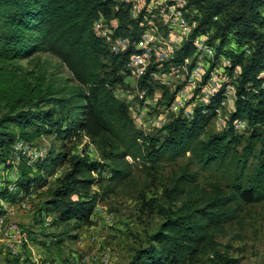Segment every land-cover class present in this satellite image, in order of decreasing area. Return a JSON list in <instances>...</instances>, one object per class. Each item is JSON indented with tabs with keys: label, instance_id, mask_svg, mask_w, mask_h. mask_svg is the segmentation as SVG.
Listing matches in <instances>:
<instances>
[{
	"label": "trees",
	"instance_id": "16d2710c",
	"mask_svg": "<svg viewBox=\"0 0 264 264\" xmlns=\"http://www.w3.org/2000/svg\"><path fill=\"white\" fill-rule=\"evenodd\" d=\"M189 8L199 13L193 36L209 34L208 44L218 42L217 55L229 60L227 72L239 68L236 101L228 128L207 139L200 137L213 115H202L198 108L191 121L172 117L159 129V140L137 130L127 105L114 96L130 51L111 54L92 29L100 16L115 18L116 34L136 40L137 25L126 7L113 0H0V147L9 148L15 140L10 127L31 143L52 132L63 138L85 136L112 166L111 180L131 174L127 156L154 163L189 153L193 163L226 170L228 186L214 183L207 189L196 182V173L182 168L172 186L164 188L170 206L181 200L180 206L160 208L164 222L128 264H198L204 257H210V264H238L237 258L216 249V236L238 218L243 206L264 202V0H191ZM192 52L185 45L178 57ZM38 53L52 54L72 74L76 85L66 90L67 97L44 72L18 64ZM138 87L147 86L139 82ZM218 101L216 96L204 108L212 109ZM64 110L67 117L61 115ZM234 120L247 122L243 134L231 128ZM49 154L38 163L41 169L20 164L17 193L45 186L44 173L67 159L64 153L55 158ZM69 166L40 210L41 223L47 217L53 227L71 222L89 227L101 198L100 192L91 193L99 163L77 156Z\"/></svg>",
	"mask_w": 264,
	"mask_h": 264
},
{
	"label": "rangeland",
	"instance_id": "374dc122",
	"mask_svg": "<svg viewBox=\"0 0 264 264\" xmlns=\"http://www.w3.org/2000/svg\"><path fill=\"white\" fill-rule=\"evenodd\" d=\"M18 64L26 70L44 72L53 87L58 91L64 90L61 95L66 97L69 95L67 91L76 85L68 69L50 53L32 55ZM114 86V92L118 88L126 87L123 80ZM167 91L170 96V90ZM134 104L135 102L128 111L135 128L148 137L161 140L163 134L159 133V128L147 124L158 114V108L138 110ZM61 115L67 117L66 111ZM146 115L147 118L151 117L148 121H145ZM67 124L68 122L64 123L62 129ZM219 129L212 118L200 139H207L209 134H216L226 128ZM9 131L15 134V140L18 139L15 128L10 127ZM32 143L49 150L52 158L64 153L67 159L55 167L52 173H44L45 186L29 190L33 198L29 199L28 209L17 207L16 203L21 200L18 194L10 200L12 211L7 218L28 228L32 254L26 250L23 260L10 259L0 245V264H34L35 260L39 264H88L83 258L95 250L101 257H109L108 264H128L136 251L147 247L149 236L155 234L164 222L165 217L160 208L175 210L180 206L181 200L175 206H170L164 188L172 186L173 178L182 173V168L186 167L190 172L196 173V182L207 189L214 183L223 188L229 184L224 168L193 163L189 161V153L174 160L169 157L160 158L154 163L147 158L142 162L127 156L126 160L131 164V174L124 179L111 180L112 166L101 160L96 146L85 136L63 138L52 132L43 134ZM240 147L241 145L238 149ZM0 150L1 155L8 148L4 145ZM77 156H86L90 162L99 163L97 170L92 173V178L98 182L91 187V193L100 192L101 198L98 202L99 208H94L92 225L79 227L71 222L60 227H43L40 210L52 191L58 187V179L69 171L70 158ZM37 166L38 164L33 168L41 169L36 168ZM56 170L60 173L59 177L54 178L53 173ZM106 216H111L112 219ZM55 241L57 243L54 244ZM215 241L218 244L216 249L229 258H237L238 264H264V202L243 206L238 218L225 225ZM209 260L210 257H204L198 264H210Z\"/></svg>",
	"mask_w": 264,
	"mask_h": 264
},
{
	"label": "built area",
	"instance_id": "2783aa9c",
	"mask_svg": "<svg viewBox=\"0 0 264 264\" xmlns=\"http://www.w3.org/2000/svg\"><path fill=\"white\" fill-rule=\"evenodd\" d=\"M113 1L127 8L139 32L137 39L132 41L116 34L118 21L115 18L107 20L100 16L93 23V32L111 54L130 51L121 71L126 87L115 90L114 96L121 99L129 110L133 102L138 110L158 108V114L147 123L148 126L161 129L172 117L178 116L191 121L196 110L201 108L202 115L209 112L213 115L219 130L228 128L236 101L239 68L232 74L227 72L229 60L222 53L217 55L218 42L208 44L209 34L193 36L199 13L189 8L191 0ZM129 30H133L132 24ZM185 45H189L193 52L178 57ZM229 48L227 46L224 50ZM139 82L146 83L147 87L140 89ZM167 90H170L169 101L166 100ZM216 96H219L218 103L213 104L210 111L204 108L211 105ZM150 118L146 115L145 121ZM230 126L235 133H242L247 128V122L234 120ZM47 151L18 138L0 155V245L10 259L23 260L26 250L32 254L28 228L7 218L12 211L10 200L15 194L21 198L16 203L17 207L23 210L29 208V199L33 198L31 191L17 193L20 164L33 168L44 159ZM59 173L56 170L53 177H59ZM106 218L112 219L111 216ZM50 225L51 218L45 217L42 226L48 228ZM83 261L108 264L109 257H101L95 250ZM34 264L39 263L35 260Z\"/></svg>",
	"mask_w": 264,
	"mask_h": 264
}]
</instances>
